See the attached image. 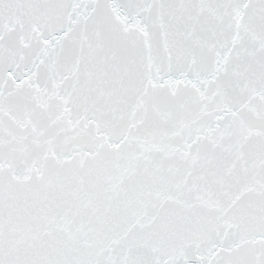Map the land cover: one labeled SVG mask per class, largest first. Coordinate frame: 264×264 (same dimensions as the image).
<instances>
[{
	"label": "water",
	"instance_id": "95a60500",
	"mask_svg": "<svg viewBox=\"0 0 264 264\" xmlns=\"http://www.w3.org/2000/svg\"><path fill=\"white\" fill-rule=\"evenodd\" d=\"M0 264H264V0H0Z\"/></svg>",
	"mask_w": 264,
	"mask_h": 264
}]
</instances>
